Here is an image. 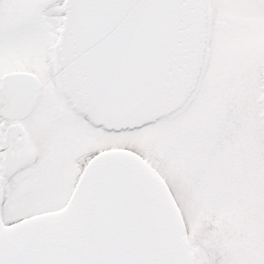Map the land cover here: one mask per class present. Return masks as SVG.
<instances>
[{"label":"snow or ice","instance_id":"snow-or-ice-1","mask_svg":"<svg viewBox=\"0 0 264 264\" xmlns=\"http://www.w3.org/2000/svg\"><path fill=\"white\" fill-rule=\"evenodd\" d=\"M0 264H264V0H0Z\"/></svg>","mask_w":264,"mask_h":264}]
</instances>
